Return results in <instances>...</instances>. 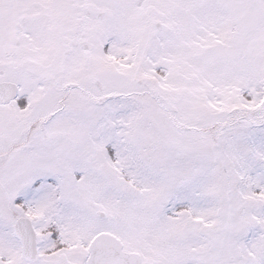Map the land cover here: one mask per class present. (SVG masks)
Instances as JSON below:
<instances>
[{
    "label": "snow or ice",
    "instance_id": "6c2138e0",
    "mask_svg": "<svg viewBox=\"0 0 264 264\" xmlns=\"http://www.w3.org/2000/svg\"><path fill=\"white\" fill-rule=\"evenodd\" d=\"M0 264H264V0H0Z\"/></svg>",
    "mask_w": 264,
    "mask_h": 264
}]
</instances>
